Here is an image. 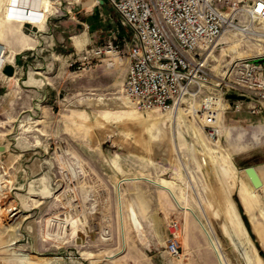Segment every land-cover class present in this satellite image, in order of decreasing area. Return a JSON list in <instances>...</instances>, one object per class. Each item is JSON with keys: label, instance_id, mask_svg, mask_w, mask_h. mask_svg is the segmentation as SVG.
Returning <instances> with one entry per match:
<instances>
[{"label": "rangeland", "instance_id": "1", "mask_svg": "<svg viewBox=\"0 0 264 264\" xmlns=\"http://www.w3.org/2000/svg\"><path fill=\"white\" fill-rule=\"evenodd\" d=\"M63 1V9L49 22L48 36H41L37 28L26 31L38 42L12 63L17 79L2 76L0 144H8V150L0 154V264H221L195 214L190 211L185 221L172 196L145 177L186 188L189 205L201 214L229 264H264V232L259 235L255 228L264 230V188L254 190L245 169L241 170L245 177L238 173L237 194H241L240 179L250 189L243 203L246 215L236 203V192L229 198L224 187L216 188L220 187L216 170V183L206 192L209 178L200 160V155L210 154L225 176L231 173L232 155L241 168L264 164V103L245 101L237 107L222 98L220 90L206 86L181 105V117L175 122V162L126 148L120 141L139 138L128 121L146 115L130 107L133 104L122 95L131 32L108 1L95 5V21L88 19L80 3ZM74 35L83 39L82 48L74 43ZM258 37L264 36L242 30L222 37L212 53L214 85L220 84L215 82L233 60L264 52V38ZM110 50L121 58V65L109 66ZM207 94L217 95L221 103L216 124L205 122L204 114L212 111L202 106ZM101 96L122 97L127 103L102 109L84 101ZM160 113L164 116L157 120ZM168 113L172 112L147 113L154 121L144 131L166 140L159 123L173 118ZM222 114L226 129L220 125ZM219 127L221 133L211 137L210 132ZM196 128L203 136L198 142ZM216 139L219 144H214ZM194 143L202 153L196 152L200 162L188 147ZM259 173L264 179V171ZM123 175L136 178L119 185V191L116 183ZM208 195L212 204L206 218L196 196L202 200ZM127 202L136 206L143 228L126 226L124 216L125 238L120 209L124 211ZM221 213L231 222L218 221L228 230L225 233L212 224V217ZM175 220L182 223L181 257L167 250L169 226Z\"/></svg>", "mask_w": 264, "mask_h": 264}, {"label": "built area", "instance_id": "2", "mask_svg": "<svg viewBox=\"0 0 264 264\" xmlns=\"http://www.w3.org/2000/svg\"><path fill=\"white\" fill-rule=\"evenodd\" d=\"M101 1V0H99ZM120 16L132 38L126 42L128 68L123 94L142 110H170L196 98L206 86L244 95L238 103H264V52L233 60L222 78L213 80L212 53L228 30L264 36V0H104ZM113 46V43L111 42ZM5 66V65H4ZM0 72V103L4 87ZM218 96L207 94L202 106L211 110ZM256 110V104L252 106ZM210 112V111H209ZM220 128V127H219ZM214 128L210 135L219 133ZM167 250L181 257L182 223L170 226Z\"/></svg>", "mask_w": 264, "mask_h": 264}, {"label": "crops", "instance_id": "3", "mask_svg": "<svg viewBox=\"0 0 264 264\" xmlns=\"http://www.w3.org/2000/svg\"><path fill=\"white\" fill-rule=\"evenodd\" d=\"M17 1H18V3L16 2V0H15V3H14V0H12V2H11V0H0V48L5 47L7 49L6 55L10 56L7 63H11V64L15 61L17 55L22 50L33 49L37 45V42H38L37 37L35 35L26 33V31L27 30H35L37 28L38 31L40 32L39 34L41 36H43V35L48 36V32L46 31V29L49 26V22L54 20V18H56L57 16H53V15L57 12H60L64 7V1L63 0H17ZM49 1H50V3H49ZM75 1L80 3L82 9H85V10L87 9V12L89 13L88 19H90V20L92 19L94 21H95V19H93V18L96 16L95 5L97 4V2H100L99 3L100 5L105 2V1L102 2L99 0H75ZM57 2H59V3H57ZM10 3L13 4V6L15 7V13L13 16L8 15V17H7L6 10H7L8 5H10ZM25 8L28 10L30 9V11L32 12V15L30 17L21 15V12H23V10ZM3 11H4V13H3ZM69 11H70V9H68V12ZM98 17H99V13H98ZM93 24L94 23L92 22V25ZM4 27H5V29H4ZM72 38H73L76 46L79 48H82V46L84 45L83 39H81L78 35H74ZM3 76H4V78H7L8 81H10L11 79H17L16 75L9 76V75L4 74ZM223 121H224V116L222 114L221 120H220V125L223 129H226V126L223 125ZM194 134L197 138V140H196L197 142L199 139L203 140L202 133L200 132L199 129L196 128V130L194 131ZM176 136H177V134H176ZM0 145L4 146V148H5L4 151L0 150V154H2L3 152L8 150V144H5V145L0 144ZM188 147L192 151L194 159L199 161L198 158L196 157V152L198 151L199 153H201L200 149L196 147L195 143L189 144ZM206 154H208V153H204V154L200 155V156H206L208 158V160L206 161L207 167L204 164L207 171L203 167L204 172H206V176L209 178V180L205 178L207 181L205 184L206 192L208 193V188H212V185L214 186V184L212 182V177H216V174H215V170H216L217 171V182H219V184H220V187L216 186V188L221 189L224 187L227 190V192L229 193L228 197L233 198L234 197L233 194H234V192H236L235 181H237V180H235V179H236V177L239 178L238 173H240L241 170H244L245 168L238 167L234 161V156L232 155L233 164H232V166H229L231 173H229L225 176L222 173L223 171L214 165L215 160H213V162H212V158H211V156H209L210 154L209 155H206ZM260 167H262V168H260ZM260 167L259 166L256 167V170H257L259 176L261 177V179L263 181V185L261 188H264V179L261 176V174L259 173L261 171H264V164H262ZM258 168H260V169H258ZM234 172L236 173V175H234ZM241 173L245 177V174L243 172H241ZM245 173H246V170H245ZM123 176H125L126 178L124 177L125 178L124 179V178L120 177L122 180L120 178L118 179L119 181L116 183V187H117L118 183H119V185H121L123 182H129L130 180L136 178V177H130V176H126V175H123ZM246 176L248 177L247 173H246ZM145 178L150 180L152 183L156 184L157 186H159L161 188V190H163L165 192V194H167L168 196L170 194L172 196V198L176 202V204L172 203L173 206L175 208H177L178 210H181L179 212L182 213V217L185 219V221H187L188 214H190L189 213L190 211H192L197 218L199 217V215H201L200 213H198L195 210V208L193 206L189 205L187 190L184 186L179 185L178 182L171 185V184H169V183H167V182H165L159 178L158 179H154V178H150V177H145ZM240 181H241V185H242L241 189H240L241 194H237V192H236V195L238 196L239 202L236 200L235 201L237 204L240 203L242 205L245 214L248 215V211H247L248 208L246 207V211H245V206L243 205V203H246L247 199H249L248 192H250V189L245 187V180L240 179ZM251 184H252V182H251ZM120 189L121 188L119 187V191H120ZM254 190H257V189H255V187H254ZM31 191H34L33 188H31ZM33 193H35V192H33ZM243 196H245V198H246V200L244 202L242 201ZM196 199L200 203L201 213L203 214L204 217L207 218L208 217L207 208L210 210L208 204H212V195H208L205 199H202V200H200L196 196ZM187 209H190V210H187ZM123 212H124V215H123ZM221 212H223V211H221ZM120 216H121L120 217L121 218L120 223H121L122 235H124L125 238H126V235H125V229H124V216H125L126 226L130 225L132 227H135L138 231L142 230L143 227H142V222H141L140 217H139V212L133 203H131V202L125 203L124 211H123V209H121V215ZM199 218H198V220H199ZM255 218H256V215H255ZM155 219H156V217H155V215H153V220L155 221ZM219 220L225 221V222H230V221H228L225 218L223 213H221V215L219 217L218 216L215 218L212 217V222L214 221L212 224H214L215 226H218V228L221 231H223L224 233L227 232L228 230L222 229L218 225ZM257 227L258 226H256L255 228H256V230L257 229L259 230L258 233H259V235H261L264 232V230L262 229L261 225H260L261 231ZM204 229L208 235V231H207L206 227H204ZM209 240H210V238H209ZM210 242H211V240H210ZM212 246H213V244H212ZM124 247H125V243L123 245V248ZM112 256H115V255H112Z\"/></svg>", "mask_w": 264, "mask_h": 264}, {"label": "bare ground", "instance_id": "4", "mask_svg": "<svg viewBox=\"0 0 264 264\" xmlns=\"http://www.w3.org/2000/svg\"><path fill=\"white\" fill-rule=\"evenodd\" d=\"M11 2H12V0H11ZM16 2L18 3L17 0H16ZM14 3H15V0H14ZM49 3H50V1H49ZM3 13H4V11H3ZM6 13H7V17H8V15L9 16H13L14 15L15 7L13 6V4L10 3V5H8ZM21 15L30 17L32 15V12L30 11V9L28 10V9L25 8L23 10V12H21ZM230 31H232V30H228L226 33L230 32ZM235 31H241V30H235ZM226 33H224L222 35V37ZM222 37L220 38V40L222 39ZM263 38L264 37H258V38H255V39H262L263 40ZM220 40H219V42H220ZM255 41L258 42L257 44H259V46L263 45V44H261V42L259 40L258 41L255 40ZM233 47L236 48L237 46L234 45ZM6 53H7V49L5 47L0 48V72L2 70V67L5 64H7L8 59L10 57V56L6 55ZM107 53H108V55L110 57V58L107 59V63L109 64V66H118V65L122 64L121 58L117 54H115L112 50L108 51ZM260 53H263V52H260ZM9 76H14V75H9ZM124 98L127 101H129L125 96H124ZM124 98H122V97L116 98V97H103V96H101V97H96V98H87L84 101L90 102V104H93L96 107H99V108H102V109H117V108H120L121 106H124V104L127 103V101H125ZM220 105H221V103H220V100L218 98L217 101H215V104L213 105V107L211 108L212 111L209 112V113L206 112L204 114L206 123H208V124H216L218 122V115H219ZM130 107H133L135 110H137L139 112H145L146 115H147V113H149L151 111H157V112L160 111V110H142L135 104H133ZM127 108H129V107H127ZM180 108H182L181 105H175L170 110L160 111V112H172V113H168V116L169 117L173 116L172 119H164V120H161L160 123H159L161 129L167 134V139L166 140L159 141V140L155 139L149 132L144 131L145 127L147 125H150V123L152 121H154V120L150 119L149 116L146 117V115H139L138 118L140 120H136V121L130 120V121H128L130 123V124H128L129 127L137 132L139 138L136 139V140H127V139L126 140H122V141H120V143L123 144L124 146H126V148H128L130 150H136L137 152L139 151L142 154L145 153L150 158H154V157L157 158L158 156L163 155V156H166V157L170 158L172 160V162H175L176 161V155L174 153L175 152V146H176L175 145L176 144V141H175V137H176V134H175V122L181 117L180 116V114H181ZM159 115H161V117L159 116L157 120H159V118H162L163 114L160 113ZM220 133H221V130L219 128V134ZM105 134L106 133L104 131V133L102 134L101 138H104ZM213 142H214V144H219V139L213 140ZM0 150L4 151L5 150L4 146H0ZM200 160H202L201 163H203V165L205 164L206 167H207V162L206 161L208 160V158L206 156H200ZM212 182L216 183V177H212ZM117 190H119V183L117 184ZM121 209H120V214H121ZM199 220H200V223L203 225V227H206V229L208 231V234H209V237H210V240H211V242L213 244L214 249L217 251L216 253H217L218 257H219V260H220L221 264H229L228 261L226 260L225 256H224L223 252H222V249H221V246H220L219 242L215 238L214 234L211 233V229H208L206 223L203 222L200 218H199ZM205 220L207 221V219H205ZM16 230H18V229H16ZM121 250H123V249H121Z\"/></svg>", "mask_w": 264, "mask_h": 264}, {"label": "water", "instance_id": "5", "mask_svg": "<svg viewBox=\"0 0 264 264\" xmlns=\"http://www.w3.org/2000/svg\"><path fill=\"white\" fill-rule=\"evenodd\" d=\"M101 1H103V0H101ZM3 71L6 75H15V73H16L15 67L11 63L5 64ZM227 97L232 99V100L245 99L244 95H238V94H228ZM245 170H246V173H247L249 179L251 180L253 186L257 189L260 188L263 185V182H262V180H261V178H260V176L256 170V167L255 166H248L245 168ZM244 214H245V212H244Z\"/></svg>", "mask_w": 264, "mask_h": 264}]
</instances>
